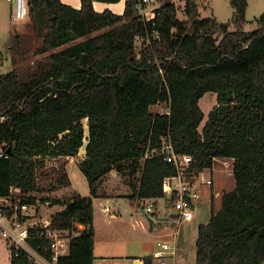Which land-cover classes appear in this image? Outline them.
Returning a JSON list of instances; mask_svg holds the SVG:
<instances>
[{"label":"trees","instance_id":"trees-1","mask_svg":"<svg viewBox=\"0 0 264 264\" xmlns=\"http://www.w3.org/2000/svg\"><path fill=\"white\" fill-rule=\"evenodd\" d=\"M94 1L77 8L27 0L33 33L10 32L13 68L0 73V196L36 202L47 158L76 156L84 147L78 164L91 194L51 198L64 206L54 213L57 227L85 226L56 263L93 264L99 183L116 169L129 174L132 198L166 197L164 178L177 170L151 149L169 136L193 166L234 158L235 187L199 224L196 264H264V13L246 30L248 0H229L228 22L202 17L198 0L185 1L183 18L173 0H158L150 19L137 0H126L123 13L98 11ZM4 60L0 53V67ZM209 91L217 103L206 117L200 99ZM161 102L169 110L153 112ZM57 172L50 191L69 179L65 163ZM28 243L52 260L39 230H30ZM10 251L11 264H38L23 248Z\"/></svg>","mask_w":264,"mask_h":264},{"label":"crops","instance_id":"crops-1","mask_svg":"<svg viewBox=\"0 0 264 264\" xmlns=\"http://www.w3.org/2000/svg\"><path fill=\"white\" fill-rule=\"evenodd\" d=\"M62 1L77 8L81 7L82 5V0ZM13 5V2L10 0H0V23L2 24V29L0 28V36L6 38L4 43L0 42V53H2L5 57L4 64L0 67V73L7 72L13 68L11 63V55L9 53L11 30L17 28L19 29V32L27 33L24 27H31V25L28 23L29 18L19 21L12 20L11 15ZM125 6L126 0L94 1V7L98 11L111 9L115 13H123ZM233 163L234 158L232 157H216L212 167L203 168L201 172L202 178L198 177L197 179H194L195 189L199 192V195L195 198V210L193 218L189 220L184 219L180 222H177L175 220L176 216L174 209L165 203L167 200H164L165 208L160 209L159 205L162 198L155 199V210L153 212H148L145 207V203L148 199H141L139 200V203L143 204V207L145 208L144 210L149 217V222L145 219V217H140L137 219L133 217L134 215H132L134 227L137 229L141 227L142 231L137 233L135 236L129 233H122L124 236H130V240L128 239L120 241L119 239L113 238L112 236L110 238L109 235L107 247H104L102 243H98L97 240L95 202L97 198H101L94 196L93 204L95 245L93 264H147L144 257H149L152 264H196V243L199 236V224L209 221L213 205L217 209L220 208L224 193L232 190L235 187L236 180L233 172ZM112 171L108 173L110 175L106 174V176H113ZM210 176L213 178L212 184H208L203 180V178H208ZM113 199V196H104L103 200L101 199L99 201V206H101L103 211L108 213L111 211V207L115 206L116 204ZM127 210L130 211V209ZM162 210L164 215L160 216L159 213ZM111 215L114 219H122V214L116 215L115 213H112ZM121 222L123 225L116 227L117 229H125V222H123V219ZM153 234L160 237L157 241H168L173 247V250L166 256L164 263L152 255L157 244V241L154 240Z\"/></svg>","mask_w":264,"mask_h":264},{"label":"rangeland","instance_id":"rangeland-1","mask_svg":"<svg viewBox=\"0 0 264 264\" xmlns=\"http://www.w3.org/2000/svg\"><path fill=\"white\" fill-rule=\"evenodd\" d=\"M178 6V15L179 17H185L184 5L186 0H173ZM200 15L204 16H215L220 21L228 22L231 20L233 15V7L231 6L229 0H198ZM160 4L159 2L157 3ZM149 10V9H148ZM264 13V0H248V8L246 12L247 21L245 23L246 30H252L257 27V18L260 17ZM28 19V15L26 17ZM1 20V19H0ZM0 28L2 29V24L0 23ZM27 33H33V29L28 26L24 27ZM17 31L19 29L16 28ZM25 33V32H24ZM0 42L4 43L6 38L0 36ZM38 41H32L28 43L31 50L33 51L37 46ZM7 46V45H6ZM46 54V53H44ZM44 54L32 55L31 60H34L38 57L43 56ZM13 66V65H12ZM217 103V94L216 92L209 91L207 92L201 99L200 105L203 111L208 116L210 110ZM153 112H167L169 110V105L166 102L157 103L151 107ZM205 123V119L202 122L200 128L203 127ZM83 124L87 131V120H83ZM85 153V148L82 147L78 155H76L73 160L71 156L68 157H49L47 158V164L43 167L39 172V183L43 187L44 190L40 191L38 195L40 196L38 199V207L39 211H42L44 215L54 214L56 211L62 209L64 206L52 203L53 197H61L64 198L66 196H71L74 193H81L83 195H90L91 189L89 185V181L83 171L80 169L78 161L81 159L83 154ZM71 157V158H70ZM144 159H142L143 161ZM65 163V169L68 172L69 179L66 184L61 186L60 188L50 191L48 188L50 187V183H54L59 176L57 169L62 167V164ZM68 168V169H67ZM70 173V174H69ZM113 176H105L101 182L99 183V187L97 189V196L102 200L104 196H113L114 201L116 202L115 206L111 207V211L106 213L102 210L101 206H99V201L101 199H96V223H97V240L98 243H102L104 247H107V242L109 241V235L113 238L121 240H130V236H124L122 233H129L132 235H136L142 231V228L139 227L137 229L134 227V223L132 222L133 217L140 218L145 217V219L149 222V217L145 212V208L143 204L139 203V199L132 198L131 194L133 193L132 188L129 184V174H122L118 170L113 169ZM110 175V174H108ZM112 175V174H111ZM140 176V173L137 174ZM136 175V178H137ZM14 192L20 193V189L15 188ZM44 195H49L51 200L42 201L41 197ZM108 200V199H106ZM164 200L167 202V205H170L173 208L171 202L167 197L162 198L160 200V209L165 208ZM127 209H130L128 211ZM174 209V208H173ZM112 213L116 215L122 214L123 222H125V229H117L116 227H120L123 225L121 222L122 219H114L112 217ZM160 216L164 215L163 210L159 213ZM132 215H134L132 217ZM133 227V229H132ZM130 228V229H129ZM154 240H158L160 237L158 235L153 234ZM133 239V238H131ZM171 239V238H170ZM172 240V239H171ZM170 240V241H171ZM11 242L0 235V264H11V251L10 246ZM151 248V247H150Z\"/></svg>","mask_w":264,"mask_h":264},{"label":"built area","instance_id":"built-area-1","mask_svg":"<svg viewBox=\"0 0 264 264\" xmlns=\"http://www.w3.org/2000/svg\"><path fill=\"white\" fill-rule=\"evenodd\" d=\"M13 2L12 20L19 21L27 17V0H10ZM158 0H137V9L144 19L154 16ZM149 9V10H148ZM158 36V33H155ZM159 153L173 163L177 173L164 178L166 197L171 202L175 211V220L180 222L194 216L195 198L199 192L195 189L194 179L202 178L203 168L193 166V157L189 154L178 153L169 136L163 138L161 147L152 148L151 154ZM3 152H0V156ZM72 160L75 156H71ZM70 157V158H71ZM68 169V168H67ZM208 184L213 183V178H203ZM155 199L150 198L145 203L146 210H155ZM36 202H22L11 196H0V235L8 239L16 247L23 248L38 264H57L59 256L67 255L70 250L71 238L81 234L84 224L76 221V228L62 229L55 225L54 214L44 215L39 211ZM49 202V201H46ZM50 203V202H49ZM39 230L40 236L48 241L47 247L52 251V260L41 254L28 243L31 229ZM173 250L168 241H157L153 250V257L162 263L166 256Z\"/></svg>","mask_w":264,"mask_h":264}]
</instances>
